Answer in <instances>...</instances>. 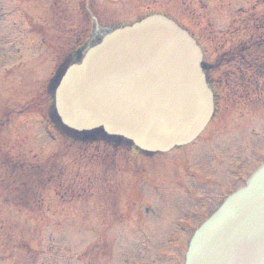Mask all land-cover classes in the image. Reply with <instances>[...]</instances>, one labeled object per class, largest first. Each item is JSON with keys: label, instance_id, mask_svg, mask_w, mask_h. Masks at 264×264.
I'll use <instances>...</instances> for the list:
<instances>
[{"label": "rangeland", "instance_id": "1", "mask_svg": "<svg viewBox=\"0 0 264 264\" xmlns=\"http://www.w3.org/2000/svg\"><path fill=\"white\" fill-rule=\"evenodd\" d=\"M152 14L189 31L211 62L244 27L259 32L264 0H0V264H182L176 210L190 211L186 196L199 193L184 171L209 152L245 176L264 160V92L236 101L229 83L216 87L225 98L200 138L161 157L73 144L45 123L44 90L61 60L92 29L90 43Z\"/></svg>", "mask_w": 264, "mask_h": 264}, {"label": "water", "instance_id": "2", "mask_svg": "<svg viewBox=\"0 0 264 264\" xmlns=\"http://www.w3.org/2000/svg\"><path fill=\"white\" fill-rule=\"evenodd\" d=\"M200 52L151 17L115 30L70 67L55 95L64 124L102 127L142 150L190 142L211 112ZM184 264H264V165L195 232Z\"/></svg>", "mask_w": 264, "mask_h": 264}, {"label": "flooded vegetation", "instance_id": "3", "mask_svg": "<svg viewBox=\"0 0 264 264\" xmlns=\"http://www.w3.org/2000/svg\"><path fill=\"white\" fill-rule=\"evenodd\" d=\"M215 153L217 152L215 151ZM199 158L200 159L197 161L198 164L196 163V165H194L193 168L189 170L188 174L186 173V171H184L186 175L184 176L185 179H183V181L185 184H187V186H190L189 191L193 193H195V191H199L198 194L202 192L203 197H205V200L200 201V196L198 194L196 195V197L186 196L185 200L190 205L191 210L186 211L184 215L182 213L183 211L182 209L176 210L182 215H180L181 218H177L175 220V223H179L180 221L181 223L180 225H189L193 222L191 226L189 225L187 228L183 229L185 232H181L182 235H185L186 238L189 234L192 225H196L201 221H203L228 192L240 186L244 178L247 176V175L245 176L244 174L248 171L246 169H243L241 164H239L238 162H233L232 167L229 169L227 168V173H228L227 176V173H225L224 169L222 168L225 162L220 161L219 158L216 157V155L210 154L209 152L206 156L200 155ZM211 161H216V162L218 161L221 162L222 164H220L221 166L217 164L218 166L217 165L216 166L218 168H216V166L215 167L212 166V164L216 162H211ZM211 170L215 171L212 175H211ZM210 176H212V180ZM214 179H216L217 182L213 187L212 181ZM230 182L232 183L231 186L229 185ZM227 184L232 189L225 190V186ZM216 192H221V193L223 192V194L218 195L217 198H214L216 197L215 196ZM179 207H180L179 204L175 206L176 209H179ZM173 214L176 215L175 213Z\"/></svg>", "mask_w": 264, "mask_h": 264}, {"label": "trees", "instance_id": "4", "mask_svg": "<svg viewBox=\"0 0 264 264\" xmlns=\"http://www.w3.org/2000/svg\"><path fill=\"white\" fill-rule=\"evenodd\" d=\"M246 42L237 41L235 44L229 45L227 48H219L218 54L216 56L215 61L213 64L205 65L204 69L207 74L212 73L214 71H218L229 65L230 63H235L234 68L231 70L234 73H242V72H250L251 66L255 67V70L259 69L262 74L264 73V50H262L261 44L262 41H258V37L252 41L249 42V44L252 46V48L247 47L245 44ZM261 47V52L259 51ZM259 48V50H258ZM244 57H248L250 59H254L252 62H256L254 65H250V63L244 64L247 65L246 69H243L240 65V61L244 59ZM243 66V65H242ZM64 68V66H63ZM60 69V68H59ZM62 68L58 71L57 74H60ZM259 72V73H260ZM56 81L50 80L49 85L47 86V104H48V110L47 115L49 122L53 125L54 129L56 131H60L62 135L70 137L72 142L77 141L78 143H95L100 141H108L104 138L103 134L100 132H95L91 134H77L74 135L64 129L58 122V120L54 117L52 114V107H51V98L50 95L53 90V86ZM236 82H239L237 80ZM51 112V113H50ZM105 139V140H104Z\"/></svg>", "mask_w": 264, "mask_h": 264}]
</instances>
